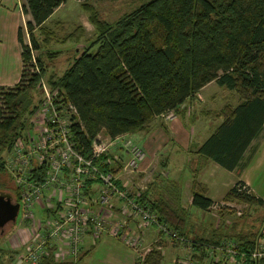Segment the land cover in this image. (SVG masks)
Instances as JSON below:
<instances>
[{
    "label": "trees",
    "instance_id": "obj_1",
    "mask_svg": "<svg viewBox=\"0 0 264 264\" xmlns=\"http://www.w3.org/2000/svg\"><path fill=\"white\" fill-rule=\"evenodd\" d=\"M65 1L23 0L22 12L30 19L25 22V29L19 28L17 32L21 47L20 76L13 87H0V192L16 202L20 191L12 176L13 188H4L7 179H1L8 175L5 159L28 128V119L40 102V79L46 67L41 42L48 46L53 37L44 24ZM79 1H83V6H91L89 0ZM89 18L97 32L96 38L79 51L60 76L47 79L50 87L57 88L63 100L76 109L71 139L85 156L90 155L92 141L98 134L114 138L147 132L156 116L168 111H174L190 126L197 119L191 102L210 82L236 93L239 101L235 106L225 105L217 115L210 114L220 122L198 146L197 162L192 164L191 159L186 160L193 168L190 205L208 210L212 200L207 197L205 185L198 180L199 171L212 160L228 170L240 172L245 167L246 150H252V141L264 128V0H146L110 24L99 19L94 10L90 11ZM42 32L47 35L40 41ZM44 54L51 58L56 52L49 50ZM32 59L40 74L32 72ZM101 160H97L101 169L120 172L122 162L114 169L101 164ZM160 164L161 173L155 175L139 196H131L155 212L171 232L190 242L196 254L203 256L197 263L221 264L216 260L220 254L215 249L231 241L236 251L235 261L264 264V258L256 261L250 257L264 229L236 232L234 218L229 231L213 233L209 238L189 239L191 213L180 203L181 185L166 176V160ZM41 174H35V181L40 180ZM158 177L164 181L161 187L155 181ZM223 201L248 207L264 204L255 194L237 192L234 186L226 192ZM218 212L225 217L234 215L236 210L225 207ZM8 233L0 234V264H11L16 257L1 245V239ZM54 255L55 249L49 248L41 264H58ZM161 261L162 254L152 248L136 264H160Z\"/></svg>",
    "mask_w": 264,
    "mask_h": 264
},
{
    "label": "built area",
    "instance_id": "obj_2",
    "mask_svg": "<svg viewBox=\"0 0 264 264\" xmlns=\"http://www.w3.org/2000/svg\"><path fill=\"white\" fill-rule=\"evenodd\" d=\"M32 65V72L40 74L34 59ZM43 77L40 79L42 98L37 109L5 159V168L20 191L21 223L27 226V240L11 264H41L49 248L55 249L57 261L70 259L75 263L86 236L94 243L99 236L108 234L136 249L140 244L139 236L136 231H126L130 219H135L143 228L154 227L167 237L183 241L168 230L155 212L131 196H139L142 188L128 193L125 186L129 179L121 181L119 173L129 176L139 170L146 157L143 147L127 134L103 139L98 134L92 141L90 155L85 156L71 139L75 107L65 102L58 89H52ZM197 95L203 99L199 93ZM169 113L174 119V114ZM117 148H122L127 156L120 172L115 174L112 170L101 169L97 160L102 156L106 158L101 164L114 168L117 155L111 156V152ZM41 172L40 180L35 181V174ZM234 187L237 192L253 193L246 184L237 183ZM117 202L120 203L119 213L114 208ZM231 203L220 201L209 208H234ZM215 251L227 256L229 262H237L231 241L222 243ZM250 257L256 261L264 258V232Z\"/></svg>",
    "mask_w": 264,
    "mask_h": 264
},
{
    "label": "rangeland",
    "instance_id": "obj_3",
    "mask_svg": "<svg viewBox=\"0 0 264 264\" xmlns=\"http://www.w3.org/2000/svg\"><path fill=\"white\" fill-rule=\"evenodd\" d=\"M144 1L146 0H89L91 6L87 7L83 6V1L66 0L58 7V9H55L56 11L51 14L52 16L50 17V19L48 18L45 21L46 23L44 26L52 32L53 37L52 39L50 38L51 40L49 39L48 46H46L44 42H41V51L47 52L50 50L55 51L56 54H54L55 57L48 58L45 56L44 52L42 53V59L44 60L46 66V74L43 78L47 81V78L51 75V73H53L54 76H60L63 71L68 68L79 51H81L84 46H88L90 42L96 38L97 32L95 31L94 25L89 18L91 10L95 11L99 19L104 20L108 24H110L116 21L119 16L130 11L132 8L140 5ZM46 35V32L40 33L39 40L41 41ZM24 42H28L26 33H24ZM34 54H37V52H35ZM198 93H200L203 99L200 100V98H198V95H196L195 99L192 102V107L193 109H195V113H197V122L194 125L195 133L194 136H192L194 142L198 141V138H203L204 136L206 137L209 134L210 128L214 126V124H218V117H216V120H214V117L211 116L212 114L215 113L217 115L223 106L230 105L231 107H233L239 101L236 93H234L233 90H230L227 87H221L215 82H210L204 89L200 90ZM39 98H42L41 91H39ZM36 99L38 100V97ZM192 107L190 108L191 112H193ZM206 111L209 112L208 115H211L208 116L206 114ZM169 112H172L176 118V114L174 113V111H168L164 113L165 117L158 115L156 116V118L161 117L169 122V120H173L171 119ZM66 116L68 118L69 114H66ZM168 135H171L170 137L173 139V132L169 131ZM99 136L101 139L105 138V135L102 133H100ZM135 138L137 139V137H134L133 140L138 144V140H135ZM173 143L176 144V141H174ZM169 144L170 142H168L167 145L169 146ZM174 144H172V146ZM251 144L253 146L252 150H246L243 157L245 167L246 165H249L248 168L244 170V177L250 181L252 189H254L256 193L264 197V128L262 130V133L256 139H254ZM191 150L192 148L188 151V153ZM114 154L117 155V159L115 161L116 165H114V168L116 169L118 162L120 161L124 163L127 156L123 152L122 148H117L113 152H111V156ZM162 154L163 147L161 149H157V151L152 154L150 159L151 161L145 171H140L139 168V171L131 173L129 176H125L126 178L124 180L129 179V182L127 186H125V188L128 193H134L137 190H140V188L145 189L149 182L153 180L155 175L161 173L162 166L160 162H162L164 158H166V164L168 165V167L166 168L168 174L166 176L170 180H176L177 183L181 185V192L183 189L184 193V204L187 205L185 193L188 191L186 188L190 183L193 168L190 166V163H186V159H189L190 157L189 155H185L182 163L180 165H175L174 163L178 164L181 162L180 157L182 156L172 155L171 157H164ZM249 156L251 159H249ZM7 173L8 175L5 174V177L2 176L1 178L2 180L7 179L5 183L6 186L4 188H13L14 180L12 181L10 173ZM232 175L233 177H235L234 173ZM162 176H164V174ZM155 181L159 184V187H161L162 182H164L160 180L159 177ZM238 182L240 181H235L233 183V186ZM156 192L157 191H155L154 193L156 194ZM0 194H2V192H0ZM217 202L218 201H212V204H215ZM231 205L234 206L235 210L239 212L240 215L235 213L234 215L222 217L220 215V212H218L219 210L211 209H208L206 211H197L195 214H193L191 213V211L193 212L196 208L193 209L189 207L191 213V215L189 216V224L192 226L190 229L188 228L187 232V236L189 237V239L194 240L196 236L209 238L211 235L213 236V233H215V235H219L220 232L229 231V224L232 218H234L233 221L237 223L235 225L236 232H256L258 230L262 231L264 229V204L260 206L254 205L248 207L236 202H232ZM20 222L21 214L18 213L16 222L13 223L14 225L12 226V228L19 226L21 224ZM12 228L10 227V225L7 226L5 228V232H0L1 236H4L7 232H10ZM2 239L1 243H3L4 241ZM188 243L190 242L185 240H183V242L179 241L178 246H185ZM194 253L196 254L195 250ZM196 255V260L201 259V254ZM170 258L171 256L167 255L165 260H169ZM136 260H139V258H137ZM139 261H141V259ZM240 261L242 260H237V262H235L234 264H241ZM188 263L190 262L188 261Z\"/></svg>",
    "mask_w": 264,
    "mask_h": 264
},
{
    "label": "crops",
    "instance_id": "obj_4",
    "mask_svg": "<svg viewBox=\"0 0 264 264\" xmlns=\"http://www.w3.org/2000/svg\"><path fill=\"white\" fill-rule=\"evenodd\" d=\"M22 2L23 0H0V87L2 88L13 87L20 76L22 66L21 47L17 39V32L19 28L25 29V22L30 19L29 15H25L22 12ZM52 76L53 73H51L47 79L50 80ZM205 87L206 85L202 89ZM196 122L197 119L190 126H186L177 115L175 119L169 120V122L161 117H157L147 132L145 131L129 135L132 139L137 137L135 140H138V144L143 147L146 153L145 159L139 166L140 171H145L151 161L152 154L162 147V155L164 157H171L172 155L182 156L180 157L181 162L178 164L174 163L175 165H180L185 155H189L192 164L196 163L197 159L200 157L197 153L198 146L206 140L216 126V124H214V126L210 128L209 134L206 137L198 138V141L194 142L192 136H194L195 133L194 125ZM219 122L220 119H218V123ZM169 131L173 132V139L170 137L171 135H168ZM174 141H176V144L173 143ZM168 142H170L169 146L167 145ZM172 144L174 145L172 146ZM251 147H253L252 144ZM191 148V153H188ZM164 159L167 162V159ZM248 166L249 165H246V167H243L240 172H237L236 170H228L218 163L208 160L205 166L199 171L198 180L205 185L207 197L213 202L222 201L224 195L233 186L235 181H240L246 184L253 194L264 201V197L256 193L254 189H252L250 181L244 177V170H246ZM233 173L235 174V177H233ZM119 176L121 177V181H124L126 178L125 175L120 173ZM190 183L186 188L188 191L185 193L187 205L184 204L183 189L180 202L182 206L188 208L191 207ZM119 206V202L114 204L117 213L120 212L118 208ZM197 209L198 208L193 212L191 211V213L195 214L197 211H204ZM40 213L41 212H39V214ZM26 227L27 226H25L24 223L14 227L5 237L3 243H1L2 247H4L5 250L14 252L17 256V254L23 249V242L27 240ZM132 230L136 231L140 240V244L136 249L126 246L119 238L111 237L108 234L99 236L95 243L92 242L90 236H86L81 244L80 255L76 262L72 263L70 259H66L58 261V264H136L140 259L142 261L152 248L158 250L162 254V261L160 264H206L203 262L197 263L195 259L197 258V255L194 253L195 248L192 247L190 243L185 246H178V240L165 235H160V232L154 227L143 228L139 226L135 219L129 220V225L126 231ZM208 252H210V250ZM167 255L171 256L169 260H165ZM137 258H139V260H136ZM201 258H203V256ZM216 260H219L221 264H233L232 262H229L228 259H223L222 255L216 256ZM188 261L190 263H188Z\"/></svg>",
    "mask_w": 264,
    "mask_h": 264
},
{
    "label": "water",
    "instance_id": "obj_5",
    "mask_svg": "<svg viewBox=\"0 0 264 264\" xmlns=\"http://www.w3.org/2000/svg\"><path fill=\"white\" fill-rule=\"evenodd\" d=\"M19 212V203L9 196L0 194V232H5L7 226L16 222Z\"/></svg>",
    "mask_w": 264,
    "mask_h": 264
}]
</instances>
